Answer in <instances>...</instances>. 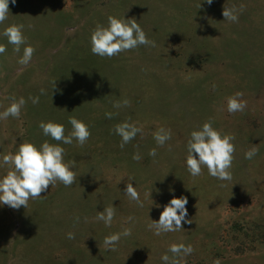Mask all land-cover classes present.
<instances>
[{
    "label": "rangeland",
    "instance_id": "374dc122",
    "mask_svg": "<svg viewBox=\"0 0 264 264\" xmlns=\"http://www.w3.org/2000/svg\"><path fill=\"white\" fill-rule=\"evenodd\" d=\"M240 5L237 22L224 20V7ZM109 16L136 20L155 47L94 55L91 34ZM11 25L24 26L20 52L3 36ZM0 44V112L26 101L19 118L0 119V178L9 171L4 155L45 141L64 148L76 174L71 186L58 181L27 208L0 205V264H164L163 255L174 258L172 244L194 249L175 257L180 264H264V0H9ZM27 46L35 51L21 65ZM237 92L247 107L229 114ZM124 100L130 105L114 107ZM71 117L91 133L83 146L39 127L61 124L67 136ZM124 122L142 131L121 148L115 127ZM206 122L235 137L230 181L187 170L191 132ZM161 128L171 132L163 146L154 139ZM252 147L258 153L246 159ZM129 182L143 207L125 195ZM174 197H187L193 222L155 235L148 226ZM108 206L110 227L95 219ZM124 228L131 235L106 250L104 238Z\"/></svg>",
    "mask_w": 264,
    "mask_h": 264
},
{
    "label": "clouds",
    "instance_id": "9594fccd",
    "mask_svg": "<svg viewBox=\"0 0 264 264\" xmlns=\"http://www.w3.org/2000/svg\"><path fill=\"white\" fill-rule=\"evenodd\" d=\"M208 5L213 0H205ZM12 4L16 0H11ZM201 7V4L198 6ZM244 5H240L239 9L235 6L224 7L222 15L224 20L237 22V12L244 10ZM9 0H0V23L8 18ZM23 25H11L4 29L3 36L7 38L9 44L14 46V51L20 52L21 45L26 43V37L23 35ZM139 46L155 47V42L147 38L145 32L140 25L133 19H118L112 16L108 17L107 26L97 25L91 34V52L100 57L112 58L124 51H129ZM6 46L0 44V54L5 53ZM35 49L32 46L24 47L23 55L18 61L21 65H27L33 56ZM43 91V90H42ZM242 92H237L234 96L227 100V111L229 114L242 112L247 107L246 101L240 99ZM33 103L38 102V98H30ZM26 101L21 97L18 101L13 99L11 105L3 112H0V119H7L9 116L19 118L21 109ZM130 102L124 100L114 103V107L129 106ZM108 118L112 117L111 113H106ZM69 123L72 131L69 135H65L64 126L53 122H41L39 127L45 136L51 137L57 142L71 144L75 139L80 146H83L89 139L91 133L88 126L82 121L71 117ZM142 129L134 124L124 122L115 127V132L121 137L120 147L129 143L135 138L137 133ZM171 138L170 130L165 131L159 129L154 134V139L159 146H163L167 140ZM235 139L233 135H222L219 131L212 127L211 122L203 124L200 130L192 131L191 138L187 143L188 155L186 158L187 170L193 176L202 174V168H207L208 174L220 181H230L232 175L230 172L234 159L235 146L232 141ZM65 150L59 144H50L45 141L38 149L31 143H22L15 154H7L2 158L3 165L9 166L7 174L0 178V205H7L12 209L18 210L23 206L27 208L28 201L40 198L42 193L54 186L58 181L63 183L65 187L71 186L76 180V174L71 170L74 161L70 164L64 163ZM258 153V148L252 147L245 153L246 159H252ZM156 151L152 149L149 155L155 156ZM134 160H139V154L133 155ZM131 181V178H129ZM125 195L137 205L143 207L140 195L132 183H127ZM148 195V193H146ZM187 197L172 198L170 202L164 206L159 220L149 224V229L154 230L155 235L162 233L176 232L183 229L182 222L191 224L192 220H187ZM115 216V208L108 206L99 211L95 219L102 221L105 226H111ZM129 217L128 220H132ZM131 235L130 228H124L120 233H113L104 238V246L106 250L115 251L116 245L121 237ZM73 233H68V239H74ZM169 252L173 254V259L165 254L162 256L164 264H180L181 254L190 255L194 249L191 245L172 244ZM217 264L219 262L217 261Z\"/></svg>",
    "mask_w": 264,
    "mask_h": 264
}]
</instances>
